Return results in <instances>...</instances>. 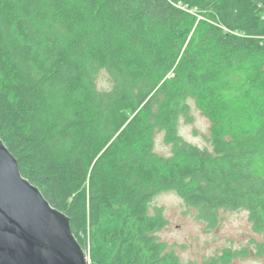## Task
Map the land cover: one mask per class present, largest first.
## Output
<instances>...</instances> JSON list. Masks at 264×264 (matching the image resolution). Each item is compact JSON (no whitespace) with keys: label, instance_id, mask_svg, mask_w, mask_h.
Here are the masks:
<instances>
[{"label":"trees","instance_id":"1","mask_svg":"<svg viewBox=\"0 0 264 264\" xmlns=\"http://www.w3.org/2000/svg\"><path fill=\"white\" fill-rule=\"evenodd\" d=\"M190 102L212 151L179 139ZM0 138L91 264H177L149 213L167 189L248 211L264 255V0H0Z\"/></svg>","mask_w":264,"mask_h":264},{"label":"rangeland","instance_id":"2","mask_svg":"<svg viewBox=\"0 0 264 264\" xmlns=\"http://www.w3.org/2000/svg\"><path fill=\"white\" fill-rule=\"evenodd\" d=\"M96 74L99 88L109 89L108 73L100 68ZM190 106L187 116L179 122V139L212 151L211 122L194 102ZM154 150L152 160L158 163L173 158L174 145L165 141L164 134L156 135ZM149 213L151 216L161 213L166 220L156 237L177 264H264V255L259 251L263 237L255 230L248 211L223 209L214 219L206 220L176 190L167 189L154 197ZM86 255L91 264L89 251Z\"/></svg>","mask_w":264,"mask_h":264},{"label":"water","instance_id":"3","mask_svg":"<svg viewBox=\"0 0 264 264\" xmlns=\"http://www.w3.org/2000/svg\"><path fill=\"white\" fill-rule=\"evenodd\" d=\"M0 264H89L70 218L23 176L1 138Z\"/></svg>","mask_w":264,"mask_h":264}]
</instances>
